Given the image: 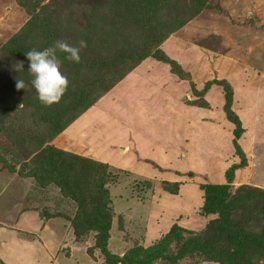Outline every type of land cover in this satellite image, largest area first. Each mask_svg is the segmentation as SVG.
<instances>
[{
  "label": "rangeland",
  "instance_id": "1",
  "mask_svg": "<svg viewBox=\"0 0 264 264\" xmlns=\"http://www.w3.org/2000/svg\"><path fill=\"white\" fill-rule=\"evenodd\" d=\"M130 2L0 0V156L31 167L48 159L42 153L48 145L62 150L46 166L68 174L71 189L76 173L82 189L93 190L97 206L89 208L109 216L106 248L112 254L154 244L177 225L183 232L150 264H229L192 246L179 254L185 240L205 235L224 256L222 245L236 253L229 255L231 264H264V248L246 250L245 261L235 240L241 230L264 236V0H149L166 22H184L158 48L186 78L151 56L126 61L142 41L140 7ZM17 36L36 50L57 40L86 41L79 63L57 53L67 90L101 71L105 84L85 106L73 105L69 96L43 106L26 57L5 52ZM17 61L23 70H15ZM16 79L24 89H16ZM221 82L230 86L231 109L242 123L238 142L246 162L227 185L225 211L204 213L201 187L223 185L224 171L240 160ZM52 110L60 114L59 133L42 116ZM87 172L94 174L90 185ZM37 185L0 161V264H114L96 244L95 231H75V204L57 184Z\"/></svg>",
  "mask_w": 264,
  "mask_h": 264
},
{
  "label": "trees",
  "instance_id": "2",
  "mask_svg": "<svg viewBox=\"0 0 264 264\" xmlns=\"http://www.w3.org/2000/svg\"><path fill=\"white\" fill-rule=\"evenodd\" d=\"M134 3V5H138L140 7V15L143 22L140 23V26L142 28L140 29V33L142 36V41L140 44H138L137 48L134 49L132 52L127 51V59L126 61L130 62V65L135 64L140 59H143L145 57L151 56L156 58L157 60H160L162 62L168 63L170 65V69L172 72L176 73L177 75L186 78L187 74L182 70L179 64L176 62L170 60L160 48H158V43L161 41L162 37L169 34L172 30H175L176 27L183 24V21H179L178 23H171L166 22V20L162 17H160V6L156 5L154 3H150L149 0H131L130 4ZM136 19V17H134ZM140 19V20H141ZM139 22V20H137ZM162 28V34L159 38L158 36V29ZM18 40V36L15 38ZM22 39H19L15 44L7 45L5 48V52L8 53L12 57H23L25 56L24 53L27 51L34 49L32 46H27V44L20 45V42ZM130 67V66H128ZM101 71L100 73L92 75V77H95L94 79H88L82 78L81 82L74 87V89H70V91L67 90V94L62 96L61 100L64 97H68L73 101V105H77L79 107L85 106L86 102L84 100H87L89 98H92V94L99 90L105 83H103V78L100 77L102 75ZM109 83H107L108 85ZM210 85V82L205 83L204 90L208 89V86ZM221 85L223 86V89L225 90V103L223 105V111L226 119L228 122L232 125V140L231 145L233 147V151L237 157H239L238 162L231 163L224 171V180L225 183L223 185L220 184H210V185H204V187H201L203 189L204 193V203L202 206V211L204 213H211L216 211H225V204H224V196L228 188V184H230L233 181L234 177V171L241 166L245 164V157L244 153L239 145V139L241 138L244 130L242 127L241 120L239 119L238 115L235 114L231 109V88L226 82H221ZM58 104V103H57ZM53 104L51 107H54ZM60 108V107H59ZM49 116L50 119H47V121L50 122L51 128L50 130H53V132L59 133L62 130V125L60 124V114L57 112L48 111L47 113L42 114V116ZM51 136V135H50ZM50 136L48 138H50ZM56 155L61 156L63 153L62 150H55L54 147L50 144L45 148V151H42L48 153L49 156L48 159H50L51 155L55 153ZM44 154V153H43ZM42 158V157H41ZM47 158L43 157L42 159L37 160L35 165L27 166L24 163H21L20 165L10 164L9 162H6L4 158L0 156V161L3 163V166L7 167L10 170L18 172L21 176H28V177H34L37 179L38 185L37 187L41 188L48 184H57V186L60 188L61 195L64 198L70 199L75 204V212L70 219L72 226L74 227L76 232H79V229L81 230H93L96 232V244L99 245L101 252L105 256L106 260L110 263H119V264H150L154 259H156L159 256H162L163 253L166 251L168 246L171 242L177 239V237L180 236V233L183 232V230L177 226L173 225L168 233L162 237L160 240L156 241L154 244H151L147 247H135L133 249L127 250L122 255H116L112 254L108 251L106 248L107 245V239H108V228H109V216H107L104 213V218H101L97 211H94L92 208H89L90 206H97V202L94 200L93 196V190L88 186L86 190H83L82 187L79 185L77 181L76 173H73L74 175V181L73 187L69 186V180L67 179V175L65 173H62L61 171H58L59 169L56 168L55 170H51L46 166V160ZM90 167V166H89ZM97 175V174H96ZM99 176V175H98ZM87 182L86 184H91V180L94 178V174L87 172L86 175ZM77 181V182H76ZM215 192L217 195L214 197H210V193ZM103 199L104 201H101L99 203L100 207L102 208V211L105 209L106 204V197L107 193L103 192ZM90 205V206H89ZM226 214V213H225ZM46 216H49L48 213ZM44 219V217H43ZM222 230V228H218V231ZM214 233L211 234V236ZM238 237L235 238L237 240L238 244L241 243V259L246 261V258L244 256V252L247 250H251L252 248H264V236H258V235H248L244 233V231L241 230V234L238 233ZM206 236V235H205ZM204 236V237H205ZM203 237V238H204ZM196 240L192 237V239H187L182 243V246L179 248L180 253L184 254L186 252V248L192 246L194 250L198 252H204V254H207L208 256H211L212 260L221 262V263H229L233 261L231 259V256L236 255V253L230 254L227 247L221 246V249L227 253L226 256L220 251L215 250L212 246V242H210V239L205 237L204 239ZM229 239L226 237L224 240ZM238 248V247H235ZM202 254V253H201Z\"/></svg>",
  "mask_w": 264,
  "mask_h": 264
},
{
  "label": "clouds",
  "instance_id": "3",
  "mask_svg": "<svg viewBox=\"0 0 264 264\" xmlns=\"http://www.w3.org/2000/svg\"><path fill=\"white\" fill-rule=\"evenodd\" d=\"M86 47V41L81 40L78 46L65 41H54L52 45L42 50L31 49L24 53L27 61V71L31 75V87L36 92L37 100L45 107L58 103L68 87V79L60 70L61 59L58 52L63 53L64 60L79 63L80 50ZM23 62L17 61L16 71L23 70ZM16 89H24L23 80L16 79Z\"/></svg>",
  "mask_w": 264,
  "mask_h": 264
}]
</instances>
